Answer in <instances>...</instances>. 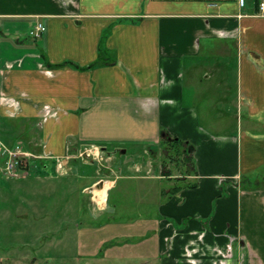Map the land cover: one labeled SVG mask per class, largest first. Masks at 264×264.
Here are the masks:
<instances>
[{"label":"crops","instance_id":"obj_1","mask_svg":"<svg viewBox=\"0 0 264 264\" xmlns=\"http://www.w3.org/2000/svg\"><path fill=\"white\" fill-rule=\"evenodd\" d=\"M36 22L45 26L37 38ZM2 143L75 167L87 146L122 157L141 144L145 162L174 160L179 144L185 173L158 165L154 179L176 184L156 190L153 221L138 218L158 264H264L257 0H0Z\"/></svg>","mask_w":264,"mask_h":264},{"label":"rangeland","instance_id":"obj_2","mask_svg":"<svg viewBox=\"0 0 264 264\" xmlns=\"http://www.w3.org/2000/svg\"><path fill=\"white\" fill-rule=\"evenodd\" d=\"M214 60L202 63L214 65ZM235 70L232 63L230 74ZM204 115L198 116L202 125L209 119L207 113ZM211 122L213 126L218 124L217 120ZM230 124H226V131L234 129L227 128ZM23 144L16 143L10 150L16 153L13 168L6 167L9 145L2 143L0 151L7 155L0 159V264H158L138 218L152 217L159 187L176 184L175 179H154L158 165L165 164L166 172L172 175L180 174L182 169L185 173L184 153L175 150L179 144L171 152L174 160L159 155L145 162L141 157L148 155L140 154L144 147L141 144L125 147L127 152L122 157L87 146L76 150L74 155L80 160L76 167L71 161L45 160L51 158L50 153L30 151ZM149 145L159 151V146ZM135 154L140 161L133 158ZM45 172L58 177L50 179ZM93 175L99 178L91 183ZM101 188L106 196L98 202L95 191Z\"/></svg>","mask_w":264,"mask_h":264},{"label":"built area","instance_id":"obj_3","mask_svg":"<svg viewBox=\"0 0 264 264\" xmlns=\"http://www.w3.org/2000/svg\"><path fill=\"white\" fill-rule=\"evenodd\" d=\"M239 3L242 5L244 3V0H239ZM257 7H258V10L260 12V14H264V0H257ZM45 29V26L42 22H36V24L32 27V29L29 31V34L35 38L39 37L43 31ZM13 149L10 147V149H5L7 150V155H8V161H6V167L7 168H10L12 167L13 168V163H12V157H14L16 155V153L11 152L10 150ZM3 150L2 148V145H0V151ZM5 155L4 152L2 153V155L0 154V159H5L7 157V155ZM57 161H63V160H60V159H57ZM60 164V163H59ZM10 176H16V173L15 174H10Z\"/></svg>","mask_w":264,"mask_h":264},{"label":"bare ground","instance_id":"obj_4","mask_svg":"<svg viewBox=\"0 0 264 264\" xmlns=\"http://www.w3.org/2000/svg\"><path fill=\"white\" fill-rule=\"evenodd\" d=\"M105 196L106 195L103 188L97 189L95 191V199H97L98 202H102L105 199Z\"/></svg>","mask_w":264,"mask_h":264}]
</instances>
